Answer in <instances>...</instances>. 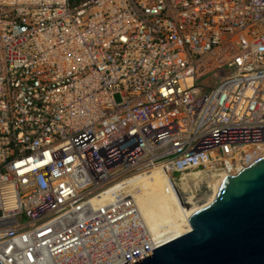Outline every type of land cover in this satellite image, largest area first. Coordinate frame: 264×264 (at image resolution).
Segmentation results:
<instances>
[{
    "label": "built area",
    "instance_id": "built-area-1",
    "mask_svg": "<svg viewBox=\"0 0 264 264\" xmlns=\"http://www.w3.org/2000/svg\"><path fill=\"white\" fill-rule=\"evenodd\" d=\"M263 151L264 0H0L1 264H126L131 180Z\"/></svg>",
    "mask_w": 264,
    "mask_h": 264
},
{
    "label": "water",
    "instance_id": "water-1",
    "mask_svg": "<svg viewBox=\"0 0 264 264\" xmlns=\"http://www.w3.org/2000/svg\"><path fill=\"white\" fill-rule=\"evenodd\" d=\"M184 211L187 233L126 264H264V155Z\"/></svg>",
    "mask_w": 264,
    "mask_h": 264
},
{
    "label": "bare ground",
    "instance_id": "bare-ground-1",
    "mask_svg": "<svg viewBox=\"0 0 264 264\" xmlns=\"http://www.w3.org/2000/svg\"><path fill=\"white\" fill-rule=\"evenodd\" d=\"M262 155L264 151L249 159L246 165ZM203 174H190L182 183L173 184L166 173L154 171L125 186L127 196L135 202L148 227L151 249L187 233L190 226L184 210L209 205L228 177L223 171L211 170Z\"/></svg>",
    "mask_w": 264,
    "mask_h": 264
},
{
    "label": "rangeland",
    "instance_id": "rangeland-1",
    "mask_svg": "<svg viewBox=\"0 0 264 264\" xmlns=\"http://www.w3.org/2000/svg\"><path fill=\"white\" fill-rule=\"evenodd\" d=\"M201 187H204V186H201ZM204 192V191H203Z\"/></svg>",
    "mask_w": 264,
    "mask_h": 264
}]
</instances>
